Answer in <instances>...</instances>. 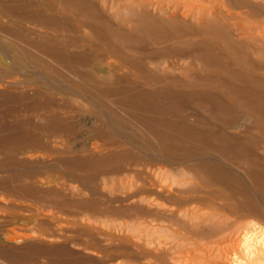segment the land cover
Instances as JSON below:
<instances>
[{
  "label": "rangeland",
  "instance_id": "obj_1",
  "mask_svg": "<svg viewBox=\"0 0 264 264\" xmlns=\"http://www.w3.org/2000/svg\"><path fill=\"white\" fill-rule=\"evenodd\" d=\"M248 6L0 0V264L242 255L236 235L264 216V58L248 39L264 19Z\"/></svg>",
  "mask_w": 264,
  "mask_h": 264
},
{
  "label": "bare ground",
  "instance_id": "obj_2",
  "mask_svg": "<svg viewBox=\"0 0 264 264\" xmlns=\"http://www.w3.org/2000/svg\"><path fill=\"white\" fill-rule=\"evenodd\" d=\"M249 1H255L256 3H258L257 7L248 6L250 9H252V10H250V11H252L250 13L252 15V17L264 19V10H263L264 9V0H249ZM128 9L129 8H122V10L124 12ZM123 11H121V12H123ZM216 17H217L216 15L208 14L204 11L200 20H196L195 24L200 25V26L201 25L204 26L206 24V27H207V24H209V22H210L209 20H214ZM170 18L177 19L178 17L177 16H171ZM217 27H215V29H218ZM258 30L260 32V36L259 35L250 36L248 39L250 40L251 44L253 43L254 45H256L258 47L256 49L254 48L256 55L264 58V26L263 25L258 26ZM251 213H253V212H251ZM255 216L256 217H254V220L257 221V224H254L253 227H250V226L246 227L245 229H243V231L240 234L237 233L238 235H236V239H235V240H237L236 242H240L244 246L243 249L241 250L242 251L241 256H239V257L235 256L236 258L234 256H233L234 258H231L228 256H222V255L219 256L215 253L216 248L209 247V246L202 247L200 245L199 246L194 245V247L191 248V250H189V251L187 250V252H184L183 256L180 257V259L182 261V262H180V264H188V263L190 264V262L196 260L197 258H199V259L201 258V260L203 261V264H264V238H262L258 241L254 239V236L256 237V235H254L255 232L256 233L257 232L258 233L259 232L264 233V216L263 215H255ZM181 226L183 227L182 230L186 232L187 236L192 235V234H190V231L188 230V228L185 225L183 226V224H181ZM195 227L199 228L200 225L197 224L196 226H193V228H195ZM196 228H195V230H196ZM198 233H199V231H198ZM198 233H197V231H196V233L194 231L193 235L199 239L201 237ZM252 237H253V239H252ZM259 237H261V236H259ZM250 240L253 242L251 245H249ZM217 243L220 244L219 242H217ZM152 248L155 249L154 246ZM170 252L164 253L165 256L163 258L166 259L168 263H170L169 260H172V262L170 264H175L176 263L175 262L176 261L175 256L170 254ZM157 253H159V252H157ZM172 253L174 254L175 252H172ZM159 254H161V253H159ZM194 262H196V261H194ZM198 262H199V260H198Z\"/></svg>",
  "mask_w": 264,
  "mask_h": 264
}]
</instances>
